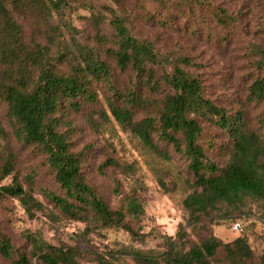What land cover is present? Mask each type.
<instances>
[{
    "label": "trees",
    "instance_id": "trees-1",
    "mask_svg": "<svg viewBox=\"0 0 264 264\" xmlns=\"http://www.w3.org/2000/svg\"><path fill=\"white\" fill-rule=\"evenodd\" d=\"M72 1L0 0V100L13 123L15 138L44 157L61 192L56 195L46 190L44 196L60 216L85 224V232L121 230L133 240L140 238L137 223L144 211L137 194L132 192L121 199L117 209H109L82 175L83 154L70 150L72 125L67 115L97 103V95L91 90L95 83L106 87V108L123 132L137 137L152 152L165 157L160 149L164 147L185 161L194 190L182 202L189 223L197 225L214 212L223 215L226 209L238 210L247 197L264 201V111L254 120H249L246 111V107L264 104V51H258L255 75L243 102L234 108L224 107L207 96L199 76L185 70L191 65L188 59L170 62L151 43L133 36L130 21L114 16L108 23L111 34L107 53L117 69L129 73L128 86L115 89L111 68L93 49L82 47L77 56L51 58L39 43L25 41L21 21L33 19L53 34L54 29L47 28L53 14L60 17ZM145 1L139 0L141 5ZM161 2L166 11L172 5V0ZM174 9L185 20L187 32L196 37L216 40L214 35L201 32L208 20L221 29L237 24L236 18L210 7L206 0H181L175 2ZM158 19L170 25L168 20ZM219 40L221 45L228 41L224 37ZM138 109L146 110V115L136 121ZM97 113L101 119H108L105 112ZM204 126L218 136L205 134ZM0 141V199L17 200L28 213L42 210L16 175L9 184L1 185L16 173L15 157L1 125ZM106 166L118 165L106 162L99 170ZM177 233L185 236L181 225ZM26 238L31 250L19 253L0 230V259L9 264H84L86 255H94L95 264H115L122 256L137 264H159V260L162 264H264V253L255 256L244 238L223 243L209 235L188 248L182 238L169 239L163 254L155 257L124 246L110 250L101 244V254L79 247L51 246L39 237Z\"/></svg>",
    "mask_w": 264,
    "mask_h": 264
},
{
    "label": "rangeland",
    "instance_id": "rangeland-1",
    "mask_svg": "<svg viewBox=\"0 0 264 264\" xmlns=\"http://www.w3.org/2000/svg\"><path fill=\"white\" fill-rule=\"evenodd\" d=\"M159 1L146 0L141 5L139 0H73L60 17L53 14L50 26H47L54 29L53 34H48L45 27L37 26L33 19L21 21V25L26 43H39L51 58L62 54L65 58L77 56L78 49L82 47L93 49L111 68L112 88L125 89L129 84V73L117 69L107 53L111 34L108 23L117 16L130 21L133 36L151 43L170 62L188 59L191 65L185 66V70L202 79L207 96L218 105L234 108L243 102L248 83L255 75L254 62L258 59V51H264V0H206L210 7L225 10L237 19L235 26L221 29L205 18L208 21L201 32L214 35L217 41L187 32L185 20L173 10L175 2L181 0H172L173 6L167 11ZM146 15L154 20L149 21ZM158 17L161 21L168 20L170 25L158 22ZM222 37L228 41L221 45L219 39ZM62 68L68 69L66 65ZM167 69L170 70L168 66ZM91 90L97 95V103L83 107L80 113L67 115L72 125L70 150L83 154L82 175L109 209H117L121 199L132 192L137 194L144 211L137 223L140 238L133 240L121 230L89 233L85 232V224L63 219L44 196L46 190L56 195L61 193L44 157L15 138L13 123L0 100V125L8 135L16 170L1 185L9 184L11 177L16 175L22 188L43 206L40 211L28 213L17 200L0 199V230L14 249L19 253L29 252L28 235L56 247H79L104 254L100 246L105 244L110 250L124 246L155 257L163 254L167 244L173 240L182 238L188 248L213 235L223 243L244 238L255 256L264 253L263 200L247 197L238 210L226 209L223 215L214 212L210 219H202L197 225L189 223L182 202L194 190L185 161L164 147L160 149L166 153L165 157L152 152L137 137L123 132L106 108V87L95 83ZM98 111L105 112L108 119H101ZM246 111L249 120H254L258 113L264 111V104L246 107ZM145 113L146 110L138 109L135 120L143 118ZM204 132L218 136L205 126ZM2 146L0 141V156H3ZM210 157L213 159L214 155ZM106 162L118 166L99 170ZM237 219L244 225L240 235L230 231V224ZM179 225L184 228L185 236L177 233ZM95 262L94 255H86L83 260L84 264ZM0 264L9 262L0 259ZM115 264L137 263L128 256H122ZM159 264H162L160 260Z\"/></svg>",
    "mask_w": 264,
    "mask_h": 264
},
{
    "label": "built area",
    "instance_id": "built-area-1",
    "mask_svg": "<svg viewBox=\"0 0 264 264\" xmlns=\"http://www.w3.org/2000/svg\"><path fill=\"white\" fill-rule=\"evenodd\" d=\"M230 231L233 233H236L238 235L242 234L244 231V225L243 222L240 219L234 220L230 224Z\"/></svg>",
    "mask_w": 264,
    "mask_h": 264
}]
</instances>
